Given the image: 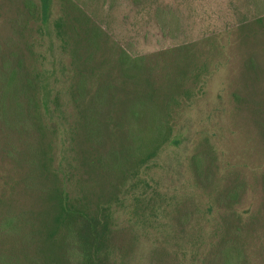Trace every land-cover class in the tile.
<instances>
[{
	"label": "rangeland",
	"instance_id": "374dc122",
	"mask_svg": "<svg viewBox=\"0 0 264 264\" xmlns=\"http://www.w3.org/2000/svg\"><path fill=\"white\" fill-rule=\"evenodd\" d=\"M40 4L0 0V264H264V0Z\"/></svg>",
	"mask_w": 264,
	"mask_h": 264
},
{
	"label": "trees",
	"instance_id": "16d2710c",
	"mask_svg": "<svg viewBox=\"0 0 264 264\" xmlns=\"http://www.w3.org/2000/svg\"><path fill=\"white\" fill-rule=\"evenodd\" d=\"M40 9H41L42 21H43V24L45 25V24H47V21L49 19V14H50V10H51V0H41ZM54 25H55V28L57 29V31H59V29L63 25V18H58L57 20H55ZM44 85H47V83L44 82ZM48 94L49 93L47 92L42 96V105H43V107L46 108V109H44L46 111H48L50 109L49 107H50V103L52 101V99L49 97ZM55 97L56 98H54V100L57 99V96H55ZM159 138H160V135L158 134L156 136V140H158ZM163 139L164 138H161L160 142H162ZM62 159H61V161H62ZM52 173L56 176H59V169L54 167L52 169ZM63 181L65 183H67V181L65 179H63ZM60 184L61 185H55V189L52 191L47 190V192L49 191L48 196L51 199L52 205H53L54 210H55V213L52 217V224H51L50 230H49V240L50 241H52V239H53L52 235L57 230V226L61 222V220L62 221L67 220L73 216L72 214H74L73 209H74L75 203L72 200L73 198H71L70 192H68L66 190L65 184L62 181H60Z\"/></svg>",
	"mask_w": 264,
	"mask_h": 264
}]
</instances>
